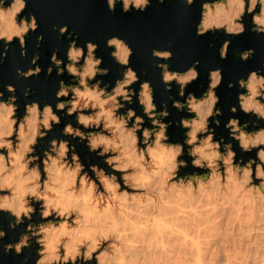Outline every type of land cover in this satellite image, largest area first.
<instances>
[{
  "label": "clouds",
  "instance_id": "9594fccd",
  "mask_svg": "<svg viewBox=\"0 0 264 264\" xmlns=\"http://www.w3.org/2000/svg\"><path fill=\"white\" fill-rule=\"evenodd\" d=\"M118 2L124 13L151 6V0H107L109 11ZM183 2L190 7L195 0ZM26 8L27 0H0V41L7 48L18 39L22 56L26 36L39 27L35 15L21 16ZM245 17H250V29ZM220 30L227 36L249 30L264 35V0H202L196 35ZM65 33L67 25L59 28L61 36ZM230 44L222 43L221 59L227 58ZM106 46L125 69L110 91L96 79L109 73L95 56L99 46L87 42L85 54L75 40L66 64L55 51L51 56L57 75L66 71L72 78L71 83L59 81L55 108L32 101L19 117L16 88L5 86L7 99L0 91V213L10 216L11 230L26 224L17 241L3 245L4 254L21 256L34 242L35 264H264V127L253 123L256 130L248 131L249 123L234 115L224 125L229 140L216 138L221 123L216 118L223 115L216 93L222 69L209 71L202 97L188 93L183 102L173 99V108L190 115L176 122L185 130L183 142H171L172 122H164L170 113L166 105L157 109L151 82H141L138 94L132 87L140 81L129 66L132 48L118 36L107 39ZM254 54L249 48L239 58L246 62ZM152 56L168 61L173 53L153 49ZM38 60L34 56L36 66L17 69V75L38 76ZM199 63L183 72L163 62L155 66L165 90L175 82L185 97L186 87L199 77ZM52 71L48 67L47 75ZM236 85L246 91L238 93V108L232 106L231 113L239 110L264 121V72L253 70ZM29 92L24 91L26 98ZM134 97L143 115L127 107ZM61 112L76 121V126L64 125L62 136L84 143L106 167L86 164L68 139L53 138L42 154L37 152L39 142L61 124ZM254 150V157L247 155ZM6 235L0 230V240Z\"/></svg>",
  "mask_w": 264,
  "mask_h": 264
},
{
  "label": "water",
  "instance_id": "95a60500",
  "mask_svg": "<svg viewBox=\"0 0 264 264\" xmlns=\"http://www.w3.org/2000/svg\"><path fill=\"white\" fill-rule=\"evenodd\" d=\"M201 3L202 0H195L192 6L186 7L183 0H164L163 4L158 3V0H151V6L144 12L132 10L124 13L120 2L117 3L114 12L109 11L107 0H27V8L21 16L35 15L39 27L35 32H29L26 36L24 51L27 54L25 56L21 55L22 49L18 39H14L10 45H7V48L4 42L0 41V91L5 93L4 99H7L10 94L5 86L11 84L16 88L19 117L24 115L25 104L32 101H38L41 107L47 103L55 108L57 102L55 93L59 88V81L71 83L72 78L66 71L63 75H57L55 66L51 64V56L55 51L58 59L66 64L68 62L66 52L73 40L76 41L78 47L85 49V54L87 42L91 41L99 46L95 56L102 58L101 67L109 69V73L107 76H98L96 79L103 82L102 87L108 85L110 91L115 81L122 78L125 70L112 58L111 52L114 49L106 46L107 39L118 36L125 40L133 50L129 66L137 72L140 81L132 87L138 94L140 83L145 80L150 81L154 89V103L157 109L163 110V107L167 106L170 115L165 118L164 122H172L168 128L171 142H183L185 130L177 127L176 122L190 115L187 111H178L173 108V99L183 102L188 93L194 94L197 98L202 97L210 83L208 73L216 68L222 69L223 76L221 85L216 89L220 97L217 107L223 112L222 116L216 118L221 121L220 126L216 128V138L224 137L226 142L229 140V134L224 125L234 115L240 119L242 124L249 123L248 131L256 130L253 128V123L257 127H264V121H256L255 117L245 115L239 110L236 114L230 111L232 106L238 108V93L246 91L239 89L236 81L240 78L246 79L248 73L253 70L260 69L264 72V35H257L249 30L240 36H227L223 30H220L198 37L196 26L201 19ZM245 23L250 29V17H245ZM64 25L68 26V33L61 36L59 28ZM39 36H43L42 41H38ZM225 40H231V44L227 58L221 59L219 49ZM170 43L171 47H169ZM249 48L254 49L255 54L248 61H242L239 53ZM153 49L169 50L173 56L168 61H158L152 56ZM36 55L39 56L37 65L42 69L41 73L28 79L18 76L17 69L27 71L36 66L31 63ZM197 60L200 62L197 66L199 77L186 87L185 97L179 96V87L175 82L172 83L171 91L165 90L161 70L155 66L157 63H167L171 71L183 72ZM50 66L53 67V71L51 75H47V69ZM229 83L235 86L229 88ZM26 89H30L27 98L23 94ZM127 107L133 108L138 115H143L142 106L139 105L136 97ZM121 111H126V109ZM58 115L61 116V124L54 126L47 138L39 142L37 152L42 154L43 150L48 147V141L53 138L68 139L76 145V151L86 164L95 163L106 167L101 159L88 152L84 143L62 136L64 125L71 122L76 126V121L74 116L68 117L62 112ZM145 126H151L147 117H145ZM211 126L215 127V124ZM233 143L235 146L234 141ZM235 150L238 154L244 155L240 153L238 146ZM247 155L254 157L255 150ZM183 158L189 159L187 156ZM185 171H191V168ZM10 219L8 214L0 213V230L7 233L6 237L0 240V264H25V258H27L26 264H35L38 246L34 242L32 247L25 249L21 256L4 254L3 245L17 241L19 234L26 227L25 224L11 230L8 227ZM33 220L38 222L39 216H34Z\"/></svg>",
  "mask_w": 264,
  "mask_h": 264
}]
</instances>
